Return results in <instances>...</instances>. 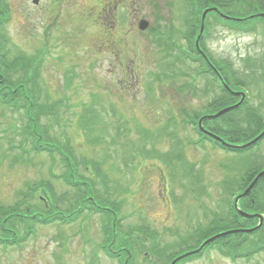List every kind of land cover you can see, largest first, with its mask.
I'll list each match as a JSON object with an SVG mask.
<instances>
[{
  "label": "rangeland",
  "instance_id": "obj_1",
  "mask_svg": "<svg viewBox=\"0 0 264 264\" xmlns=\"http://www.w3.org/2000/svg\"><path fill=\"white\" fill-rule=\"evenodd\" d=\"M47 1L38 0L35 5L32 0H0L4 13L0 35L9 41L0 43H10V59L21 53L42 52L44 92H40L47 95L36 101L45 105L41 123L55 140L70 141L67 147L73 149V156L68 167L61 159L58 162L60 156L55 152L18 157L20 145L31 146V141L22 139L24 119L20 112L0 107V208L16 213L29 206L34 210L27 211L24 222L12 216L14 227L9 233L16 237L30 229L34 233L19 246L1 245L0 264H118L98 249L102 242L98 215L83 212L79 222L66 226L57 222L42 226L34 221L39 211L72 207L79 191L57 178L71 169L73 179H88L97 197L107 206L115 205L109 238L114 250L125 251V242L132 241L129 264H153V260L168 264L166 256L156 257L155 248L166 254L197 248L208 232L198 238L192 230L198 222L208 224L218 218V230L225 228L230 217L223 182L234 179L231 183L236 186L241 172L264 163V138L241 153H229L199 146L191 129L178 124L184 110L200 113L215 102L220 109L232 102L213 89L207 77H199L192 91L182 89L191 64L178 59V51L169 47L164 37L185 46L180 34L187 31V13L174 8L175 0H125L113 11V0H60L52 16H48ZM202 1L193 0L194 30L197 6ZM217 1L220 11L241 20L225 25L217 16L203 18L205 23L200 26L204 30L197 45L223 75L227 70L243 81L239 90L246 93L244 104L264 123V22L254 24L252 8L245 4L255 0ZM99 3L106 4L105 15L94 20L90 15L98 16L96 10L90 15L86 12L91 4ZM240 25L248 31L239 30ZM191 36L193 39V33ZM115 39L124 47L125 56L119 57ZM121 57L126 64L123 73L117 62ZM112 59L117 62L115 67ZM4 64L7 80L24 81L30 89L28 76L22 80L20 68ZM95 164L99 169L94 170ZM29 185L35 189H27ZM44 193L50 201L42 199ZM260 213L264 217L261 208ZM186 232L190 236L182 245L177 234ZM254 233L238 242L236 250L264 247V229ZM214 250L209 248L200 257L180 264H264V250L234 260Z\"/></svg>",
  "mask_w": 264,
  "mask_h": 264
},
{
  "label": "trees",
  "instance_id": "obj_2",
  "mask_svg": "<svg viewBox=\"0 0 264 264\" xmlns=\"http://www.w3.org/2000/svg\"><path fill=\"white\" fill-rule=\"evenodd\" d=\"M193 2V0H191ZM217 0H204L201 3V6H197L199 10V15L197 16L198 22H197V29L199 27V22H200V14L202 9H204L207 6H216L218 5ZM222 2V0H221ZM242 3H245L244 0L241 1ZM185 3V2H184ZM223 3H232V0H224ZM196 4V2H195ZM246 5L250 6L252 8L253 14L258 13V12H263L264 13V0H255V1H249L245 3ZM203 5V6H202ZM182 7H185L184 4L181 5ZM193 6L194 2H193ZM194 8V7H193ZM247 14V13H245ZM0 15L3 18L4 13L0 9ZM191 18L193 21H195V12L191 14ZM264 22V16L262 17H257L255 16V22ZM4 24L3 21H0V27ZM0 41L2 42H9L7 39H3V36L0 35ZM8 45H3L0 43V62L4 65L11 64V67L16 68L17 70L20 68L22 72L20 73L22 80L25 79L26 76L28 78L26 79V82L29 80V84L31 85L30 89H26L24 85V81H9L7 80L4 76L6 74V70H3L2 64L0 65V106L4 107L3 109H8L12 108L17 112H21L22 117L24 119V124L23 127L28 129V133L32 137V144L30 150L32 151H40L44 149H49L52 145V142H55L52 138L51 131L49 130L48 133L47 131V126L43 123H41V119L43 114L45 113V105L43 101L41 103H37L36 101L46 98L45 94L42 92L44 87L43 82L41 80V74H40V64L41 61L39 59V56L41 55L39 52H36L35 54L29 55L21 53L20 55H15L10 59V57L7 56L8 53ZM4 48V49H3ZM3 50V52H2ZM13 54V53H12ZM7 66V65H6ZM9 67V66H8ZM8 75V74H7ZM225 75L227 79L232 78L235 82H237L236 78H233L228 71H225ZM10 78V76L8 75ZM7 80V81H6ZM240 82V81H238ZM241 84V83H240ZM239 109H234L228 114L223 115L222 117H219L217 119H213L211 121H207L209 123V128L216 134L220 135L222 138L228 140L229 142L232 143H243L247 140H250L253 138L255 135L258 134V132L261 130V127L264 126V123L260 121L259 118H257V115L253 112L252 109H249L246 107L245 104L241 105ZM231 114V115H229ZM237 118H242L245 120L244 123H241ZM247 122H252V124L247 123ZM237 126L242 127L235 129ZM42 133H40V130ZM81 130V129H80ZM82 131V130H81ZM83 132V131H82ZM43 136L49 137L50 140H43ZM45 141V142H44ZM50 141V142H49ZM66 159H68V156H64ZM252 173L247 174L246 179H242V182H244V185H246L252 178ZM257 185V188L255 190L256 194H258L257 200H262L264 197V180L261 179ZM258 206V205H257ZM250 208V200L249 196L248 197H243L240 200V208L244 211L247 212H253V211H258L260 209V206L258 208ZM263 208V207H262ZM33 208L30 206L26 208V210L23 212V214L30 213ZM30 211V212H27ZM34 211V210H33ZM0 229L2 232H5L3 230V226L6 224L7 219L13 218L12 216L16 217L18 213H14L12 209H9V211H6L4 207L0 208ZM234 218V217H233ZM230 218V220L227 221V224L225 225L226 229L228 227H251L255 223V219H248L244 217L237 216L234 219ZM211 222V224H216ZM217 226V225H215ZM217 228H210V229H203L202 227L194 228L196 234L200 236L202 233H211V231L215 230ZM262 228L261 230H263ZM261 230L259 232H261ZM205 234V235H206ZM247 236V233H235L233 235L225 236L223 238H219L212 242L208 247L214 245L215 243L220 244L218 246V249L223 252L224 254H228L229 252L231 253H236V247L239 245L238 242H241L244 240V238ZM234 242H237V245H233ZM250 253H245L244 255H248ZM197 255V254H196ZM192 255L190 257L196 256ZM132 259L130 260V262Z\"/></svg>",
  "mask_w": 264,
  "mask_h": 264
},
{
  "label": "water",
  "instance_id": "obj_3",
  "mask_svg": "<svg viewBox=\"0 0 264 264\" xmlns=\"http://www.w3.org/2000/svg\"><path fill=\"white\" fill-rule=\"evenodd\" d=\"M142 26H144V25H142ZM223 111H225V110H222L220 113H222ZM220 113H218V114H220ZM264 134V130L262 131V133L257 137V138H259L260 136H262ZM257 138H255L253 141H255ZM259 176V175H258ZM257 176V177H258ZM257 177L251 182V184L249 185V187L247 188V190L245 191V192H247L252 186H253V184H254V182L256 181V179H257ZM225 234V233H224Z\"/></svg>",
  "mask_w": 264,
  "mask_h": 264
},
{
  "label": "flooded vegetation",
  "instance_id": "obj_4",
  "mask_svg": "<svg viewBox=\"0 0 264 264\" xmlns=\"http://www.w3.org/2000/svg\"><path fill=\"white\" fill-rule=\"evenodd\" d=\"M122 1H123V0H122ZM122 1H121V2H122ZM113 4H114V3H113ZM113 4H112V5H113ZM114 7H115V5H114Z\"/></svg>",
  "mask_w": 264,
  "mask_h": 264
}]
</instances>
